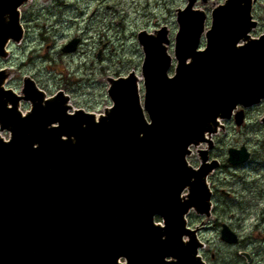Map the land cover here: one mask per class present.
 <instances>
[{"label": "water", "instance_id": "1", "mask_svg": "<svg viewBox=\"0 0 264 264\" xmlns=\"http://www.w3.org/2000/svg\"><path fill=\"white\" fill-rule=\"evenodd\" d=\"M29 1L0 0L1 58L24 38ZM256 1L215 5L207 31L198 0L178 8L173 76L168 26L140 31L144 98L135 71L109 77L112 106L100 114L74 108L64 91L48 96L29 76L17 93L0 70V264H206L187 215H212L208 177L219 161L209 152L222 121L240 126L245 108L264 100V34L249 35ZM250 156L245 146L228 150L231 165ZM221 239L239 242L226 224Z\"/></svg>", "mask_w": 264, "mask_h": 264}, {"label": "rangeland", "instance_id": "2", "mask_svg": "<svg viewBox=\"0 0 264 264\" xmlns=\"http://www.w3.org/2000/svg\"><path fill=\"white\" fill-rule=\"evenodd\" d=\"M224 1L200 0L197 7L206 11L210 23L214 4ZM186 4L187 0H31L21 9L24 40L11 42L10 56L0 58V69L11 73L6 86L19 92L25 76H30L48 95L62 90L75 108L101 113L112 104L108 77L132 71L141 76L144 53L138 32L168 26L174 56L179 28L176 10ZM254 16L263 31L264 0H258ZM73 38H80L78 49L63 52L62 47ZM28 107L23 103L24 110ZM263 116L264 101L246 110L242 126L234 120L224 121L226 129L215 137L212 156L225 166L209 179L214 191L213 217L206 220L195 212L188 215V224L201 228L199 236L206 246L201 253L207 264H264ZM2 135L9 137L6 132ZM242 146L250 152V160L246 165L231 166L228 150ZM189 160L195 167L200 164L196 151ZM223 224L238 235V244L221 239ZM245 252L252 256L250 263Z\"/></svg>", "mask_w": 264, "mask_h": 264}, {"label": "flooded vegetation", "instance_id": "3", "mask_svg": "<svg viewBox=\"0 0 264 264\" xmlns=\"http://www.w3.org/2000/svg\"><path fill=\"white\" fill-rule=\"evenodd\" d=\"M255 19H256V18H255ZM256 20H257V19H256ZM206 25H207V27L210 26L209 20L207 21ZM263 32H264V30H263V31H260V22H259V20H257V25H256V27L253 28V30L251 31V36H252L253 38L259 37ZM201 47L203 48L204 46H201ZM213 158H214V156H212V151H211V159H213ZM247 162H248V161H247ZM247 162H246V163H247ZM246 163L243 164V165H246ZM224 166H225V165H224V162H223L222 160H220V166H219L218 168L215 169L214 173L218 172L221 168H224ZM214 173H213L212 176H214ZM205 247H206V246H204V248H202V251L205 249ZM245 255H246V257H247V261H248V263H250V262L252 261V256H251L250 254H248L247 252H245Z\"/></svg>", "mask_w": 264, "mask_h": 264}]
</instances>
